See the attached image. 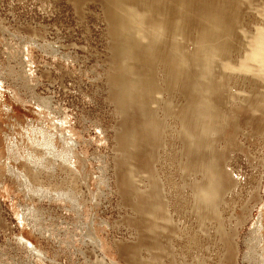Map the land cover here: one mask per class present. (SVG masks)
I'll list each match as a JSON object with an SVG mask.
<instances>
[{"label":"rangeland","instance_id":"obj_1","mask_svg":"<svg viewBox=\"0 0 264 264\" xmlns=\"http://www.w3.org/2000/svg\"><path fill=\"white\" fill-rule=\"evenodd\" d=\"M143 2L150 12L136 24L156 41L147 37L140 43L158 54L144 57L146 83H154L159 60L166 62L167 72L177 73L173 44L206 29L207 13L228 24L221 35L225 46L210 73V114L190 120L191 130L204 137L201 159L193 154L186 160L174 115L200 96L171 83L173 77L164 83L169 92L163 94V109L152 116L159 132L136 131L125 145L126 130L142 120L136 113L123 121L110 100L106 28L109 9L123 12L126 4ZM121 4L0 0V264H261L253 227L263 220L264 233V77L240 64L256 29L264 27V0ZM160 6L164 16L157 11ZM46 44L53 48H41ZM176 50L180 55L182 48ZM181 66L188 68L190 81L203 78L198 59L187 57ZM232 90L241 103L228 102ZM204 119L210 123L201 128ZM45 127L55 132V150L61 153L70 145L74 156L60 166L47 151L49 161L31 177V190L17 171L31 166L27 135ZM35 148L40 150L36 155L45 151ZM207 163L219 167L223 182L222 200L214 202L212 214L197 207L192 194L210 179L213 167L205 168ZM57 189H71V196Z\"/></svg>","mask_w":264,"mask_h":264},{"label":"bare ground","instance_id":"obj_2","mask_svg":"<svg viewBox=\"0 0 264 264\" xmlns=\"http://www.w3.org/2000/svg\"><path fill=\"white\" fill-rule=\"evenodd\" d=\"M113 1L116 2L117 7L123 5L121 4L122 0H113ZM126 5H127L126 8L121 9V11L123 12H120L119 10L117 11L115 9H109V8L106 9V10L109 9L108 26L106 28V32L109 36L108 49L110 53V62H109L108 71L106 73V81L108 83V89H110L111 92L110 100L115 107L116 113L118 114V116H120V118L123 121L128 117L135 116L136 113L140 114L142 120L140 124L126 130L123 138L125 140V145L132 142L136 131L140 133H146V131L148 133L149 131L152 132L153 134L159 132L160 126L154 123L155 121H153L152 116L157 117L156 112H159L160 110L163 109V105H162L164 101L163 94L164 93L168 94L169 92L164 87V83L166 80L170 79V77H173L171 83L182 85L184 90L189 91L190 89H192V92H197L200 96V100L196 99V102L195 100L191 102L192 105H188L189 101L186 102V104H183L182 107H180V109H178L177 113H175L174 115L177 120L176 128L179 133L178 140L181 143L180 148L183 151V153L187 155L186 160H189L193 154H197L199 156V159H201L205 155V153L201 148L204 144V137L201 133L191 130L190 120H195L199 113L204 116L210 114L209 108L212 106V101L210 100L209 91H210V84L213 82L210 77V73L214 71L213 62L215 61L216 58L219 57V52H221L223 50V47L225 46V44H222L221 35L228 30V24H224L222 22H219L218 20H214L213 18L210 17L209 15L210 13H207L205 17L207 19L209 18V22L206 29H202V28L199 29L197 37L189 38L188 36L186 37L181 36L182 41H179V43L182 42L181 45L173 44L174 51L172 56L176 62V65L175 64L174 65L175 67L178 66L176 74L183 76L184 79H182V82L178 81V79L175 76L176 74L172 75L171 73L172 71L171 72L166 71V65H165L166 62L164 63L161 60H159L157 62L155 69L156 71L155 81L153 84H150V83H146L145 80L146 76L142 73L141 67L147 64L144 61V57L145 59L148 60L150 56H152L153 54H154L153 56L156 57L158 56V54L156 52L148 53L150 52V46H144L140 42L146 39L147 37H149L152 43L156 41V39L154 34H149L145 28L138 27V25L136 24V23L142 24L144 17L148 15L150 12V6L146 5L144 2L141 4V6L139 5L136 6L132 3ZM157 11H160V14L164 16L165 7L160 6L157 8ZM159 26L160 25H157V27ZM178 31H179V27L174 29L173 33L176 32L178 33ZM46 46H50L51 48V45H47V44L43 45L41 48L44 49L49 48ZM176 46L182 48V52L180 53V55L177 52V50L175 51ZM164 47H165V43L162 42L161 50L163 52V55L167 57L168 53H164ZM53 50H55V48ZM152 50H156V48ZM183 53H185L187 56H184ZM187 57L196 58L203 65V68L197 70V72L200 73V76H203V78L199 79V81H197L198 78H193L192 81H190L187 75V73H189L188 68H183L181 66V63L185 62L187 60ZM245 60L250 62V64L248 65L246 61L242 62L240 64V68L242 70L253 71L257 76L261 78L264 77V27L257 28L254 35L251 37L250 49L248 53H246ZM225 63L226 62H223L222 65L223 67L226 68L228 66ZM252 66L254 67L251 68ZM195 82H196V86H195ZM228 93L230 95L228 102L232 104L242 102V100L234 97V93H235L234 90L228 91ZM174 97L175 96L171 98H167L168 99L167 101L173 102L172 98ZM168 110L171 109L168 108ZM174 110L175 109H172L170 113H172ZM186 112L189 113L186 114ZM204 123L205 124L201 126V128H205V126L208 127L206 124H209L210 121L204 119ZM55 127L53 129H55ZM122 129L124 130L125 127H123ZM62 133L63 132H61L59 135L61 136ZM34 134H37V136H34ZM65 137L67 136L65 135ZM26 138L27 141H29V145L32 146L29 147L27 144V146L22 145V147L23 146L27 147V149L25 147V149L28 150L26 152L28 156L27 161L31 164V166H25L24 169L18 170L20 173L18 171L17 173L25 178L24 181L26 185L25 184L24 185L27 186L29 189L32 188V186L29 187V185H32L31 177H36L39 173H41V171L45 169L46 162L49 161L48 160L49 158H45V154L47 153V151L49 150L52 151L51 157H53L55 161L57 157L60 159V161L58 162L60 166L62 163L65 164V162H70V158L74 156V152L72 148L69 147L70 145L65 149H61L62 151L61 153L55 150L56 149L55 132L51 131L47 127L40 129L38 132L35 133L31 132L29 135H27ZM32 143L35 144L33 145ZM35 147H45V151H43V153L41 152L42 153L41 155H36L34 152L40 150L39 148L37 149ZM51 151H49V153H51ZM33 157L34 158L36 157V159L34 160ZM37 158L39 159L43 158L44 163L41 164V161L37 160ZM207 164L208 166H206L205 168L210 169L211 167H213V172L210 175V179L205 184L202 183L199 187H197V189H195V191H193L192 194H193V199L195 201V205L197 207L208 208L209 211L207 212V214H212L214 213L215 210L214 202L217 201L219 197L222 200L221 192L223 191V182L219 167L215 164H211V163L210 164L207 163ZM70 168H69V172L73 170V167L72 169ZM7 171L11 172L13 170L12 168L7 167ZM138 180L139 182H141L140 185L143 184L142 179H138ZM49 183H50L49 185H51V182ZM126 183L132 188L135 187L133 181L130 182L127 180ZM39 188L41 189V187ZM29 189L27 190V192L29 191ZM54 191L58 194L71 196L70 194L71 189H69L68 191H64L61 189L59 190L57 189ZM47 195H49V193ZM73 202L75 203L76 201ZM31 213L33 212L31 211ZM27 215H29V213H27ZM262 230H263V220L262 223L259 220V225L254 226L253 231L258 233L256 236L257 244L259 245L261 244V246L258 247L259 248L258 253L261 256L260 259L261 264H264V249L262 247V243L264 241V236H263L264 233Z\"/></svg>","mask_w":264,"mask_h":264}]
</instances>
